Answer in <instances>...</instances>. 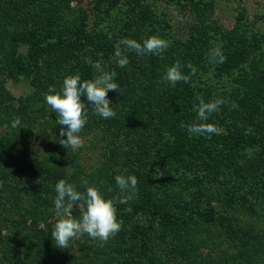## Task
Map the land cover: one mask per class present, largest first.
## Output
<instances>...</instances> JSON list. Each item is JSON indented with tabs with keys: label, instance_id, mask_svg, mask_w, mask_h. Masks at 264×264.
<instances>
[{
	"label": "rangeland",
	"instance_id": "rangeland-1",
	"mask_svg": "<svg viewBox=\"0 0 264 264\" xmlns=\"http://www.w3.org/2000/svg\"><path fill=\"white\" fill-rule=\"evenodd\" d=\"M22 1L0 0V140L8 141L17 157L9 174L0 163V264H264V0H42L40 10ZM202 23L209 29L206 56L192 67L194 74L186 69L188 83L205 102L225 101L206 121L223 131L210 139L193 135L201 145L180 151L172 145L176 133L160 135L154 124L138 130L132 116L140 100L150 106L151 117L176 115L178 83L172 86L162 77L177 61L187 74V45L194 26ZM54 27L67 37L97 34L114 48L100 63L117 73L119 91L108 92L116 115L104 119L86 104L87 126L79 134L84 145L75 151L59 143L67 138L59 135L66 126L56 124L44 97L49 86L60 91L64 78L77 71L71 66L60 71V60L51 57L35 89L2 64L15 51H27L21 44L16 48V40ZM153 35L169 42L161 55L141 57L121 45L129 64L118 66L114 53L120 40L142 43ZM230 43H245L249 51L226 74L221 63L209 61V51L219 47L226 55ZM154 56L156 75L148 71ZM15 117L21 119L18 128L11 126ZM192 118L199 121L196 113ZM230 140L236 145H226ZM210 149L222 157H212ZM97 169L108 175L97 174L106 199L122 195L113 187L117 175H135L136 195L127 204L138 201L143 183L169 205L178 223L150 231V219L126 209L117 212L123 224L107 242L85 234L68 249L54 246L55 184L65 179L83 192L86 177ZM210 210L211 218L205 217ZM72 215L79 218L80 208L74 206ZM143 237L150 238L145 247Z\"/></svg>",
	"mask_w": 264,
	"mask_h": 264
},
{
	"label": "clouds",
	"instance_id": "clouds-1",
	"mask_svg": "<svg viewBox=\"0 0 264 264\" xmlns=\"http://www.w3.org/2000/svg\"><path fill=\"white\" fill-rule=\"evenodd\" d=\"M121 45L125 50L134 51L138 56L161 55L168 47L169 42L158 36H150L138 42L135 39H122L116 45L114 59L119 67L123 68L129 64V58L121 50ZM224 55L219 47L210 49L209 61L214 63H223ZM86 62L91 64L98 75L93 79L81 80L79 73L68 75L64 78L62 88L56 91L54 86H49L45 94L46 104L56 114V124L66 126L60 130L61 139L59 143L65 148H71L73 151L83 147L84 141L79 135L85 127L88 119V107L82 101L85 96L91 103V110L96 115L104 119L113 118L116 112L111 107L112 103L108 98L109 91H119V85L114 82L117 73L115 71H105L99 61L93 63L90 58ZM192 68L191 64L187 65ZM182 65L179 61L169 66L163 81L175 86L178 82L187 83L189 75L181 71ZM194 74L195 69L192 68ZM199 104L194 106L197 114V120L201 123H192L189 125L181 124L187 131L196 136H205L211 138L213 134L222 133L223 129L213 123H207L209 116L217 112L219 107L225 102L222 99H215L205 102L202 97L197 96ZM11 126L18 128L21 126V119L15 117ZM116 185L120 193L117 197L106 199L95 185H89L84 181L85 191L77 190L76 185L69 183L65 179L59 180L55 184L56 197L54 199V212L57 217L51 232L54 246L60 249L70 248V242L79 240L85 234L92 239L107 242L110 237H114L123 224L122 220L117 219V203H127L136 195V186L138 184L135 175H117L115 177ZM74 206L79 207L81 216L75 218L72 215Z\"/></svg>",
	"mask_w": 264,
	"mask_h": 264
},
{
	"label": "trees",
	"instance_id": "trees-1",
	"mask_svg": "<svg viewBox=\"0 0 264 264\" xmlns=\"http://www.w3.org/2000/svg\"><path fill=\"white\" fill-rule=\"evenodd\" d=\"M36 2L37 0H33ZM39 1H41L39 3ZM36 4L31 0L22 1V3L28 9L34 8V10L42 9V0H39ZM122 0H115V4H118ZM23 5V6H24ZM62 14L65 13V9L62 7ZM63 17V16H62ZM64 18V17H63ZM203 24V23H202ZM61 27L50 28L47 33L42 34L39 29L36 31L29 32L27 36L21 37L20 40H16V48L19 47V44L27 47L25 53L14 52L12 57L5 59L2 63L7 66V69L13 70L14 72L20 73L23 79L28 82V84L35 88L39 83L41 74H43V69L46 64H48L51 57H54L56 60H60L57 63L58 69L62 71L68 66L73 67L77 73L81 76V80H88L94 78V68L91 64L86 62V58H90L93 63L108 59L114 52V48L111 45H108L102 37L91 32H82L81 34L75 33L74 37H67L64 32H62ZM209 29L206 25H196L192 29L191 37L187 45V58L192 65L201 64L206 56L207 46L209 42ZM232 44L229 52L224 55V62L221 63V70L230 74L236 70L237 63L244 61L247 58V49L249 46L245 43L242 45ZM235 45V46H233ZM15 49V48H14ZM7 50L2 48L1 52L4 53ZM249 51V49H248ZM157 56L149 59L150 63L153 65L149 67L148 71L152 75H156L158 70ZM238 61V62H237ZM184 69H189L187 67ZM187 72V70H186ZM186 75H189L187 72ZM246 80V79H245ZM247 81V80H246ZM178 90L176 91V97L174 102L177 104V110L174 117L166 119L162 118L157 119L155 116L151 117V108L148 106L145 100H140L137 104L138 106L134 110L132 116V124L136 129H144L149 124L156 127L157 132L160 135L166 136L168 132L176 133V138L172 145H176V150L182 151L185 148H188L190 145H201V141H197L196 137L191 135L186 127H182L181 124L189 125L192 123H199L195 121L192 117L195 115L194 106L199 104L197 100V95L193 93L191 85L187 82L180 81L177 84ZM82 101L85 104L90 102L87 101L85 96L81 97ZM91 104V103H90ZM87 126V125H86ZM120 134V132L118 133ZM208 141V140H207ZM228 141V140H227ZM225 141V142H227ZM223 142V143H225ZM261 145H264L263 141H260ZM208 145H214V143ZM0 145H2V150L0 149V163L5 168V173L9 174L16 167V155L8 141L0 140ZM226 145H236L233 140H230ZM210 154L212 157L218 156L222 157V153H219L216 149H210ZM226 155V154H225ZM226 160V159H225ZM100 176L103 177H98ZM106 171L101 169L95 170L93 173L86 177L89 185H95L100 192L105 191L103 182L100 178L105 179L107 177ZM113 187L117 189L116 184L114 183ZM81 190L85 191L84 184L81 186ZM113 198V196H111ZM117 212H123L126 209H131L135 213L145 216L150 219L152 227L150 231L155 227H164V229H169L175 223H178L179 219L174 218L170 212L169 205L158 201L153 195L149 192L148 187L143 183L138 187V201L129 205L127 203H117L116 204ZM195 214L199 217L203 216V213L195 211ZM212 210L208 211L204 216L211 218ZM145 234V233H144ZM142 242V247H145L149 242L150 238L143 237L139 239Z\"/></svg>",
	"mask_w": 264,
	"mask_h": 264
}]
</instances>
